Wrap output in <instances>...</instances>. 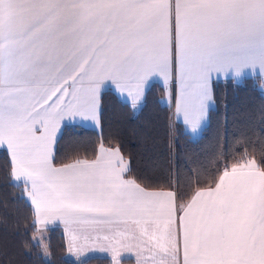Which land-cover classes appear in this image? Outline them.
Wrapping results in <instances>:
<instances>
[{"label": "snow or ice", "instance_id": "obj_1", "mask_svg": "<svg viewBox=\"0 0 264 264\" xmlns=\"http://www.w3.org/2000/svg\"><path fill=\"white\" fill-rule=\"evenodd\" d=\"M247 64L264 68V0H0V146L30 186L35 224L43 215L103 226L121 246L135 226L155 242V264H180L181 249L182 264H264V170L254 161L178 209L172 191L124 179L118 149L61 167L51 149L65 116H95L105 79L138 103L147 77L171 67L186 116L199 119L211 74Z\"/></svg>", "mask_w": 264, "mask_h": 264}, {"label": "trees", "instance_id": "obj_2", "mask_svg": "<svg viewBox=\"0 0 264 264\" xmlns=\"http://www.w3.org/2000/svg\"><path fill=\"white\" fill-rule=\"evenodd\" d=\"M259 83V77L214 82L208 121L196 139L173 120L171 105L161 102L163 85L151 84L137 112L105 90L100 97V130L65 127L54 163L90 159L100 145L115 146L128 159L132 180L147 189H172L184 203L234 164L252 159L264 170V95ZM10 173L11 162L0 151V264H77L65 256L60 227L43 231L48 253L44 257L41 244L33 239L38 232L33 208ZM79 264L111 261L90 257Z\"/></svg>", "mask_w": 264, "mask_h": 264}, {"label": "crops", "instance_id": "obj_3", "mask_svg": "<svg viewBox=\"0 0 264 264\" xmlns=\"http://www.w3.org/2000/svg\"><path fill=\"white\" fill-rule=\"evenodd\" d=\"M244 77H259L260 82L262 83L264 80V68H261L259 64H255V65L247 64L240 67L239 75H236L235 68H226L221 72H213L211 74L210 83H209L208 98L204 100L203 115L200 116L199 119H195L194 114L191 113L186 116L185 105L187 102V97L183 92V85L180 82L178 72H174V70L171 67L169 69V73L167 76L161 73H153L147 77L146 81L142 84L141 98L138 103L131 96L128 95L127 89H122L120 86L116 84L115 81L111 79H105L97 86V107L94 117L89 115L86 118L85 116L77 114L74 116H65L59 122L57 130L55 132L54 141L51 145L53 164L56 167H61L64 165L75 163L77 160H87L89 162H93L96 161L101 156L107 158L109 152L116 151L118 149L115 146L107 147L100 145L97 149L96 155L93 158L90 159L79 158L64 164L54 163V154H55L56 145L61 135V132L65 127L67 126L77 127V128L84 127V128L94 129L97 131L100 130V111H101L100 97L102 92L105 90L108 89L111 90L122 102L128 103L131 106L132 110L135 109L138 111L143 103L145 93L147 89L151 86V84L159 83L163 85L165 87L164 99L165 102L171 105L172 107L173 120L177 124H180L182 130L185 133H187L192 139H196L201 135L202 130L208 121L209 109L212 106L211 91H212L213 83L216 81L229 80V79L240 80L241 78ZM194 123H195V127H194ZM0 151H4L11 162V154L6 149V146H0ZM119 154L124 160V162L127 164L129 170L128 159L122 155L120 150H119ZM235 166H239V165H235ZM231 168L232 167L225 170L230 171ZM128 170L123 174L124 179L132 180L128 174ZM11 177L14 182L22 184L24 197L30 203V198L27 195V190L29 189L30 186L26 185L23 182V179L17 181L12 175ZM219 177L213 185L198 190L214 189L216 183L219 181ZM145 189L147 191H172L175 194V191L172 189H147V188ZM198 190H196L191 195V197L184 203H179L176 198L175 204L177 205V208L179 209L181 205H186L187 203H189ZM31 207L33 208L34 211V206L31 205ZM179 214L180 213L178 211L177 215ZM40 219L42 222L40 224H36L38 228V232L41 230L44 231L51 227H60L62 229L65 238V245H66L65 256L70 260L80 262L90 257H105L111 261V264H116V261L113 260L114 253L117 256L118 264H155V261H158L160 259V256L156 255V250L153 248L155 242L154 241L149 242L147 237H140L139 231L135 229V226H132V230L130 231V238L123 242L125 246H121V244H118L115 241H106L103 239L105 235L111 236V233L103 226L76 223L74 221H69L68 223H65V221L60 219L59 217L47 218L43 215L41 216ZM35 221H36V214H35ZM132 236H134L135 239H132L131 238ZM127 245H132V247L129 248L127 247ZM178 259L180 261V264H182L183 261L182 249Z\"/></svg>", "mask_w": 264, "mask_h": 264}, {"label": "rangeland", "instance_id": "obj_4", "mask_svg": "<svg viewBox=\"0 0 264 264\" xmlns=\"http://www.w3.org/2000/svg\"><path fill=\"white\" fill-rule=\"evenodd\" d=\"M259 90L261 91V93L264 95V80H263V82L261 83H259ZM164 90H165V87H164ZM169 93V92H168ZM164 95H165V93H164ZM165 96H163V97H161V102L163 103V104H166V105H169L168 103H166L165 102ZM212 104H213V101H212ZM134 112H137V110H133ZM198 136V135H197ZM249 161H254V160H252V159H247V160H244V161H242V162H240V163H238V164H234V165H232V166H230V167H233V166H235V165H242V164H246V163H248ZM255 162V161H254ZM255 164H256V162H255ZM257 166V165H256ZM45 238H46V234L41 230V231H39V232H37L36 233V235H35V237L33 238L34 239V241L35 242H37V243H40L41 244V247H42V252H43V255H44V257L45 258H47L48 257V253H47V248H46V244H45Z\"/></svg>", "mask_w": 264, "mask_h": 264}]
</instances>
